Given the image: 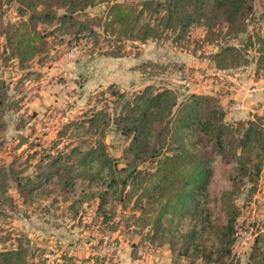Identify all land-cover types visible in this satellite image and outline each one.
<instances>
[{"label": "rangeland", "instance_id": "374dc122", "mask_svg": "<svg viewBox=\"0 0 264 264\" xmlns=\"http://www.w3.org/2000/svg\"><path fill=\"white\" fill-rule=\"evenodd\" d=\"M107 12L105 3L86 10L96 35L75 37L56 29L57 22H35L45 42L40 41L42 51L21 68L18 58L8 57L5 37L29 20L31 11L22 15L18 1L3 0L0 78L8 83L9 102L4 113L7 127L0 133V250L23 247L27 264H203L163 242V235L155 231V215L147 206L135 205V198L123 205L105 183L93 185L86 176L75 175L69 185L72 169H64V160L71 147L87 149L103 140L118 167L128 166L133 160L126 154L130 138L117 129L116 120L124 103L148 85L171 88L180 100L196 94L221 102L220 95L231 90L228 76L244 78L260 89L259 103L253 106L260 110L249 113L264 122V0H256L246 32L233 39L226 27L219 33L221 25L211 30L192 26L177 42L173 34L147 41L115 39L105 35L99 23ZM228 40L245 44V56L227 60V67L219 69L211 56ZM240 102L244 103L227 99L228 113L236 112L231 108ZM101 110L104 114L84 129L80 122ZM249 119L254 116L244 121ZM232 120L242 119L227 114V121ZM213 156L211 209L220 215L221 193L240 178V166L229 156ZM54 160L62 161V182L49 177L42 183L37 175L47 177ZM254 162L249 163L250 176ZM159 164L148 160L139 167L155 170ZM243 182L234 195L240 215L232 264H251L255 238L264 232V159L257 183L247 177ZM239 231L251 235L247 243L238 237Z\"/></svg>", "mask_w": 264, "mask_h": 264}, {"label": "trees", "instance_id": "16d2710c", "mask_svg": "<svg viewBox=\"0 0 264 264\" xmlns=\"http://www.w3.org/2000/svg\"><path fill=\"white\" fill-rule=\"evenodd\" d=\"M16 1L22 15L31 11L29 20L22 21L5 37L8 57L18 58L21 68L42 51L40 41L45 42L34 26L35 22H57L56 29L75 37L88 32L96 35L86 10L103 3L107 4L108 12L99 23L105 35L147 41L162 36L169 38L173 34L175 42L185 38L195 25L208 30L221 25L219 33H223L226 27L232 39L238 38L246 32L256 4V0ZM2 7L3 0H0V9ZM60 9H64L61 14ZM244 56L245 44L228 40L212 54L211 59L219 62L217 68L224 69L227 60L239 61ZM8 90L7 81L0 78V133L7 127L4 113L9 102ZM112 93L124 97L119 92ZM102 114L103 110L84 118L80 122L82 127L86 129L94 125ZM227 114L215 96L192 94L180 100L171 88L160 90L148 85L124 103L116 120L117 129L130 138L126 154L132 155L133 160L128 166L119 168L117 161L108 154L103 140L87 149L73 146L67 153L68 160H64V169H72H68L71 175L69 185L74 184L75 175L90 177L93 185L105 183L123 205L135 198V205L147 206L155 215V231L163 235V242H168L172 250L179 249L178 253L199 258L203 264H232L236 222L240 215L234 195L244 178L255 185L262 172L264 122L258 115L247 121H227ZM214 153L229 156L240 166V178L233 182L231 189L221 193L220 215L211 209ZM148 160H159L160 164L155 170L141 169L139 166ZM61 162H50L48 176L38 174L37 178L42 183L51 179L49 177H57L62 182ZM252 162L255 172L250 176L248 170ZM121 172L125 174H119ZM15 178L22 187L20 178ZM104 197L102 194L101 199ZM162 225L164 229L161 231ZM253 246L251 264H264V232L255 238ZM0 264H27L26 249L0 250Z\"/></svg>", "mask_w": 264, "mask_h": 264}, {"label": "crops", "instance_id": "0c3cea01", "mask_svg": "<svg viewBox=\"0 0 264 264\" xmlns=\"http://www.w3.org/2000/svg\"><path fill=\"white\" fill-rule=\"evenodd\" d=\"M228 77L233 82H229V86L231 87L230 92H227L226 95H220L221 103L223 107L227 110V108L225 107V103L227 99H236L237 101H243L245 104L244 110L228 113L229 117L234 116V118L242 119V120H246L251 116L253 117L254 115H251L249 111L258 112L260 110V109L258 110L253 109L254 108L253 106L256 105V103H259L258 102L260 96L259 87H254L253 85L251 86L252 82L249 83L247 79L244 78L238 79L237 77H233V76L232 77L228 76ZM258 82L259 81L257 80L254 83L258 84ZM262 108H264V104L262 105Z\"/></svg>", "mask_w": 264, "mask_h": 264}, {"label": "built area", "instance_id": "2783aa9c", "mask_svg": "<svg viewBox=\"0 0 264 264\" xmlns=\"http://www.w3.org/2000/svg\"><path fill=\"white\" fill-rule=\"evenodd\" d=\"M232 109L237 110V111L244 110L245 104L242 102L236 103L232 106ZM238 237H242L244 239V243H247V240H249L251 238V235H249L248 233H244V232L239 231Z\"/></svg>", "mask_w": 264, "mask_h": 264}]
</instances>
